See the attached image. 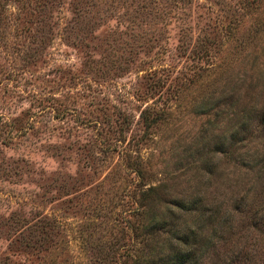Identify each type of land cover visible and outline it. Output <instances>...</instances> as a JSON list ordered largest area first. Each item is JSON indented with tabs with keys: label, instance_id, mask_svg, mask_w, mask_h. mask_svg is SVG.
Instances as JSON below:
<instances>
[{
	"label": "rangeland",
	"instance_id": "1",
	"mask_svg": "<svg viewBox=\"0 0 264 264\" xmlns=\"http://www.w3.org/2000/svg\"><path fill=\"white\" fill-rule=\"evenodd\" d=\"M260 114L264 0H0V264H129L148 185L231 213L201 264H241Z\"/></svg>",
	"mask_w": 264,
	"mask_h": 264
},
{
	"label": "trees",
	"instance_id": "2",
	"mask_svg": "<svg viewBox=\"0 0 264 264\" xmlns=\"http://www.w3.org/2000/svg\"><path fill=\"white\" fill-rule=\"evenodd\" d=\"M260 122H264L262 114ZM139 196L142 208L139 221L136 225H131V231L141 245L129 264H201L208 247L213 244V234L216 233L214 227L211 232L206 231L207 229L204 232L203 224L210 222L211 225L216 220L225 228L232 227L231 213L224 217L218 214L216 205L204 203L197 196L166 199L153 185L144 187ZM247 215L248 221L244 227L247 230L251 227L255 231V241L252 244V249L255 250L253 245H258V240L264 242V204L248 206ZM218 236L223 243L227 241V237L222 238L224 236L221 233ZM233 249L231 247L225 256L213 258L208 264H234L237 254ZM253 250L243 256L241 264H252L248 260L254 259Z\"/></svg>",
	"mask_w": 264,
	"mask_h": 264
}]
</instances>
